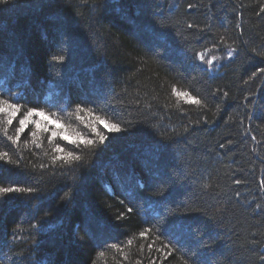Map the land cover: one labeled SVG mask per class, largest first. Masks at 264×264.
I'll list each match as a JSON object with an SVG mask.
<instances>
[{"label":"trees","instance_id":"1","mask_svg":"<svg viewBox=\"0 0 264 264\" xmlns=\"http://www.w3.org/2000/svg\"><path fill=\"white\" fill-rule=\"evenodd\" d=\"M7 104L0 264H264V0H8Z\"/></svg>","mask_w":264,"mask_h":264},{"label":"snow or ice","instance_id":"2","mask_svg":"<svg viewBox=\"0 0 264 264\" xmlns=\"http://www.w3.org/2000/svg\"><path fill=\"white\" fill-rule=\"evenodd\" d=\"M7 3H8V0H0V5H6ZM229 55H232V53L230 52ZM199 58L201 60H203L204 59V56L201 55ZM59 59L60 60H63L64 57L61 56V57H59ZM209 63H211V61H209ZM253 75H255V74H253ZM178 95H184V94L178 93ZM11 98L12 99H17V97H11ZM191 102L198 103V101H196L194 98H192V101ZM5 103H7V102H5ZM8 109H11L12 110L11 115H12L13 118H15L18 115V106H17V104H7V108L0 107V112H5ZM33 116L40 117L41 119L47 121L49 125H55L57 128L62 127V125H60L59 121L51 120L48 116L45 115V113L42 110H38V108L34 107V108H31L30 110L27 111L25 118L19 120L20 127L17 129V133H18L17 138H19V134L20 133L25 132V130L28 127L29 123H34L36 129H38V130L39 129H42V128H43L44 131H47L48 130V128L41 123V119H36V120H32V121H30L28 119L29 117H33ZM97 120L99 121V123L104 124V126L106 128H109V130H115V131H120L121 130L118 124H111V125H109L105 121L99 120V118H97ZM12 123H13V119H9L8 120V124L11 125ZM33 135H36V133H33ZM57 135H59L65 141H69L70 143H73V144H78V141L77 140L72 139L66 133H64V132L58 133L57 131H52V138L57 137ZM8 139L11 140L12 137H8ZM104 140H105V137L104 136H101L100 137V142L102 143ZM79 142H85V141H82L81 140ZM85 143H87L88 145H93L95 143V141H93V140H87ZM56 150L57 151H62L60 145H57L56 146ZM68 155L71 156L72 159L75 160V161L80 160V157L79 156H73V154L71 152L68 153ZM12 191H19V189H13V188H3V189H0V192H3V193H8V192H12ZM26 191H32V189H26ZM129 211H131V210H129ZM140 235L141 236H145V233L144 232H141ZM149 246H151V245H149Z\"/></svg>","mask_w":264,"mask_h":264}]
</instances>
